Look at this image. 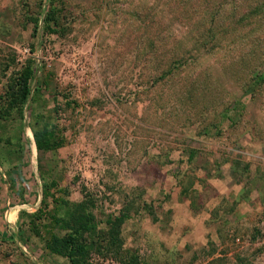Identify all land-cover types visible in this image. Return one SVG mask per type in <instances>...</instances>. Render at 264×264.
I'll use <instances>...</instances> for the list:
<instances>
[{
  "label": "rangeland",
  "instance_id": "rangeland-1",
  "mask_svg": "<svg viewBox=\"0 0 264 264\" xmlns=\"http://www.w3.org/2000/svg\"><path fill=\"white\" fill-rule=\"evenodd\" d=\"M218 1L0 0V111L8 79L35 71L23 117L0 120V264H67L29 223L52 181L41 234L52 199L80 202L85 187L102 223L127 215L123 250L141 264H264V84L249 88L264 27L241 20L259 0ZM41 116L65 138L55 152L36 149Z\"/></svg>",
  "mask_w": 264,
  "mask_h": 264
},
{
  "label": "trees",
  "instance_id": "trees-1",
  "mask_svg": "<svg viewBox=\"0 0 264 264\" xmlns=\"http://www.w3.org/2000/svg\"><path fill=\"white\" fill-rule=\"evenodd\" d=\"M221 2L222 0H219L218 4L222 6L223 3ZM245 19H251L253 22L259 23V25L253 24H256L254 25L255 30H261V27H264V0L257 1L249 13L242 16L241 20ZM60 21V13L51 4L50 9L43 18L45 30L57 33ZM34 23V31L37 32L39 20H36ZM177 58L174 57V59L178 60ZM166 68L157 69L156 74L160 76V80L173 81L177 76L179 67L173 64L171 67ZM34 78L33 63L29 61L22 69L8 79L9 82L5 95L6 107L4 106V109L0 111V120H6V118L12 115V111L14 110L23 117L24 108L33 96L32 84ZM43 84L44 87L49 86L48 81H44ZM263 84L264 68L261 72L255 74L253 86L250 85L249 88L254 89V87ZM38 86L41 87L42 85ZM239 106L244 108V105L241 104L236 108ZM224 120H229L232 124L235 123L227 113L224 114ZM32 131L38 152H55L65 145V138L61 134L58 124L51 123L42 116L36 118ZM56 186L57 183L55 181H52L50 185L44 183L41 207L37 212L30 215L31 220L29 222L34 225L35 234L43 239L45 250L49 254L65 259L67 264H92V256L95 254L106 257L111 256L120 260L122 264H141L139 256L123 250L124 240L122 238L121 225L125 222L127 215L124 214L122 217L115 218L109 216L105 220V223H102L94 214L96 205L92 195L85 187L82 189L83 199L80 202L69 200L59 202L58 199H52L57 210L53 213L49 212V224L45 227V233L41 234L35 222L43 219L44 208L48 206L47 199L50 196L53 197L51 188Z\"/></svg>",
  "mask_w": 264,
  "mask_h": 264
},
{
  "label": "built area",
  "instance_id": "built-area-1",
  "mask_svg": "<svg viewBox=\"0 0 264 264\" xmlns=\"http://www.w3.org/2000/svg\"><path fill=\"white\" fill-rule=\"evenodd\" d=\"M23 51L26 54L29 53V50L27 48H24ZM237 242L240 243V239H237ZM254 242L255 243H253V245H255L256 247H259V248H263L264 249V218H263V220L258 225V230H257L256 238H255V241Z\"/></svg>",
  "mask_w": 264,
  "mask_h": 264
}]
</instances>
